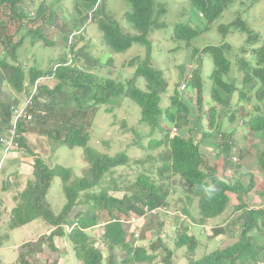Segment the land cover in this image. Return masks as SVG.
<instances>
[{
    "label": "trees",
    "instance_id": "trees-1",
    "mask_svg": "<svg viewBox=\"0 0 264 264\" xmlns=\"http://www.w3.org/2000/svg\"><path fill=\"white\" fill-rule=\"evenodd\" d=\"M26 0H0V9L6 11L5 15L10 17V23L16 24L19 30L28 26L29 35L24 34L20 39H15L12 34L6 32L7 22L0 17V131L3 127L11 125L14 109L19 99L10 95L1 98L4 85L9 84L16 92L26 89L27 80L33 87L37 84L35 92L30 91L33 96L29 111L42 109L45 114L37 113L35 121L26 122L20 120L15 125L14 139L19 142L21 148L27 153L34 155L33 178L26 187L15 197L17 204L12 208L9 215L8 225L11 229L26 225L34 220L43 219L50 228L47 235L50 248L59 253L55 259L42 262L37 257V262H31L26 253H20L22 264H60L61 253L56 238H61L71 247L79 264H115L120 250L125 256V262L150 263L156 258L155 252L159 247L167 251V258H171L173 252L163 243L161 231L156 238L152 239L148 246L137 245L132 242L135 233H139V240H144L146 228L144 229L146 217H155L148 214L145 206L157 208L169 206L171 186L169 179L179 175L181 180L188 183V200L182 208V213L189 217L180 222V227L174 229L175 245L178 248L187 246L194 253L199 244L198 237L190 233L191 224L204 226L210 218H216L233 205V215L240 222L241 232L237 241L225 247L210 250L201 258H190L188 264H259L264 261V207H250L247 198L250 187H245L238 180L225 181L217 175V170L208 163L207 157L201 150V146L213 147L218 144L220 150L226 155L232 153L235 144L233 140H225L222 143L219 136H223L222 125L216 126L218 108L222 111H231L234 95L238 94L237 102L245 101L260 102L264 107V41L259 39V33L249 25L242 17V12L259 2L260 0H240L239 10L236 11L234 20L230 24L221 25L220 30L226 35L231 28L235 31H246L242 53L235 52L233 46L226 36L225 42L221 44H210L203 49L212 55L214 70L211 74L213 86L211 94L214 105L210 108L209 126L212 131L203 132L199 116L190 127L189 136L176 135L171 137L168 122L183 128L192 122L191 107L182 99L178 90L169 97V104L162 108V96L167 92L169 81L163 72L155 67L151 60V44L149 35L154 28L160 27L164 22L160 18L167 9L156 0H128L132 9L125 13V18L134 24L139 34L130 35L122 31L119 24L111 19L101 16H93V21H98L103 31L107 44L114 52L129 49L134 42L144 43L147 54L142 59L134 57L128 63L134 65L135 77L127 84L113 77H99L94 73L97 58L91 52L86 51V45L76 48L78 41L70 40L71 35H62L69 44L55 60L53 66L48 69H40L32 66L28 72L21 63V46L25 44V38L30 37L35 44L39 40L45 41L46 45H54L45 36V26L60 25L65 27L67 23L59 22L61 12L57 7L58 14L50 13L49 4L44 1L36 11H31L26 5ZM75 10L78 15L76 19L82 20L88 11L95 13L100 10L99 0H76ZM235 0H192L196 8L203 13L207 26L221 16L224 10ZM57 5V3H56ZM73 8L68 10L70 21L74 20ZM49 12V13H48ZM67 14V12H66ZM107 13L103 11V16ZM72 16V18H71ZM67 19V17H66ZM69 22V20H67ZM33 23V24H31ZM35 24V25H34ZM199 34V30L188 22H178L175 26L173 37L178 40L190 41ZM82 41V39H81ZM261 42L260 44H256ZM76 48V49H75ZM198 50L195 49L196 53ZM249 52L246 56L244 53ZM235 59L238 68L236 73L230 76L231 63ZM143 76L146 80V89L136 83V77ZM54 83H50V80ZM187 87L196 91V103L202 112L204 101V85L202 75L195 69L192 76L181 81ZM253 91V92H252ZM253 93V94H252ZM129 97L141 107L142 123L147 124L154 136L157 131L162 133L161 139H151L147 148L164 145L157 160V175L150 171H141L132 184L136 188L131 194L125 192L122 197L112 195L110 189L120 190L116 179L113 185L104 184L107 174L113 172L120 166L129 164L131 158L126 151L114 155L101 153L89 146L91 139V127L101 105L109 103L107 110L119 107L122 100ZM238 104V103H237ZM240 104V105H241ZM239 105V106H240ZM240 106L239 111H245ZM256 107L260 109L259 103ZM239 112V113H240ZM241 114V113H240ZM235 120L236 113L229 117ZM243 121L244 126L249 124L252 131H264V112L260 110ZM205 133L199 141L193 135V131ZM194 131V132H195ZM35 134L40 141L51 140L54 148L59 145L83 146L84 156L88 166L83 170L81 176H74L73 169L61 164L50 166L41 155L26 143L27 135ZM208 134H216V142L210 144L205 139ZM224 138V137H223ZM219 140V141H218ZM1 144V143H0ZM208 144V145H207ZM231 149V150H230ZM225 155V156H226ZM137 164L144 163L143 160H135ZM233 162L226 159L225 162ZM264 166V161L261 162ZM153 169V166H152ZM62 179L63 189L66 195V203L59 212H56L48 200V194L53 185L55 177ZM7 178V177H6ZM11 181L6 179L4 190L10 189ZM202 185H215L214 196L209 199L201 190ZM16 191V190H15ZM93 191V192H92ZM231 194L236 195V203L233 202ZM196 200L198 217L195 215L193 202ZM86 204L85 209L74 214L76 206ZM193 207V211H192ZM105 214V215H104ZM136 216L137 222H133L131 228H126L122 220ZM233 219L215 225L212 229L211 239L228 233ZM163 222L160 221V226ZM98 226H102L98 228ZM179 227V228H178ZM98 228V229H96ZM94 232V233H93ZM96 232V233H95ZM104 249V250H102ZM155 251V252H154ZM109 254V257L105 254ZM61 255V256H60ZM105 256V257H104ZM66 264V263H63Z\"/></svg>",
    "mask_w": 264,
    "mask_h": 264
},
{
    "label": "rangeland",
    "instance_id": "rangeland-1",
    "mask_svg": "<svg viewBox=\"0 0 264 264\" xmlns=\"http://www.w3.org/2000/svg\"><path fill=\"white\" fill-rule=\"evenodd\" d=\"M52 2L49 4L50 13L52 15L58 14L57 7H60L61 12L60 20L67 23L63 28L60 25H47L45 26V36L49 38L54 45H46L45 41L39 40L35 44H30L32 42L30 37L25 38V44L21 46L20 60L26 71L36 65L40 69H48L54 65L52 62L62 54L65 50L69 49V44L67 40H62V35H71L70 40L73 42L84 38V41L79 40L76 48L86 45V51L91 52L97 58V64L95 65V73L104 77H113L117 80L122 81L127 84L128 81L135 77V66L129 64L128 62L134 57L142 59L147 54V47L144 43L134 42L133 45L124 51L114 52L111 47L107 44L103 31L100 29L97 22L93 21V16H101L106 19H111L116 21L121 27L122 31L130 34H139L138 29L133 23L129 22L125 18V13L132 9V5L128 0H101L100 10L95 13L85 12V16L82 20L76 19L75 15H78L75 10L76 0H26V5L31 11H36L42 2ZM162 3L167 11L160 18V21L164 22L160 27H156L149 35V40L151 44V54H152V64L160 69L164 76L169 81V86L167 92L162 96V108L169 104V97L174 94L175 90H178L182 99H184L191 107V119L192 122L183 128H180V133L185 136H189L190 127H193V121H195L199 116L201 119V128L203 132L212 131L213 128L209 126L210 121V108L214 105L213 97L211 94L213 80L211 74L214 70V61L212 55L203 51L207 45L210 44H221L228 40L233 46V50L238 53H242L241 49L244 46L245 39L247 38L246 31H235L231 28V31L226 33V35L220 30V25L230 24L234 18L236 11L239 10V1L235 0L228 9L224 10L220 17L213 21L207 26V21L204 16L199 12V10L193 5L192 0H156ZM57 3V5H56ZM73 8L74 20L70 21V14L68 10ZM103 11L107 13V16H103ZM67 12V14H66ZM7 13L0 9V17H4L7 25L5 27L8 34H12L15 39H20L21 36L27 34L28 26L17 29L18 22L15 20L16 24L10 23V17L5 15ZM49 13V12H48ZM67 17V19H66ZM243 19L259 33V39L261 42L264 41V0H260L246 11L242 12ZM72 18V16H71ZM69 20V22L67 21ZM178 22H188L193 27L199 30V34L195 36L190 41L178 40L173 37V32L175 26ZM33 24V23H31ZM35 25V24H34ZM226 36V39L224 38ZM258 42L256 44H260ZM75 48V49H76ZM198 51L195 53L194 50ZM246 56L249 52L244 53ZM238 65L235 59L231 63V68L229 71L230 76H232L235 71H237ZM197 69L202 75L203 85H204V103L202 112L198 109L196 103V91L192 87H187L180 91L179 87L182 86V80L184 78L191 77L193 71ZM55 80V79H54ZM54 80H50V83H54ZM136 83L143 89H146V80L143 76L136 77ZM34 87L29 84L27 80L26 89L22 92H16L9 84L4 85L2 90L1 98L5 95L13 96L19 99V103L28 100L29 93ZM253 92V91H252ZM253 94V93H252ZM122 100V104L119 107H113L108 112V108L112 105L105 103L101 105V109L97 112L96 118L94 119L93 126L91 127V139L89 141V146L98 150L101 153H107L114 155L118 152L126 151L131 158V162L126 165L118 167L113 174H107L105 177L104 184L113 185V180L116 179L120 190L110 189L112 195L122 197L125 192L131 194L136 188L132 184L137 179V176L141 171H150L155 176L157 175L156 166L160 163L157 160L160 158L159 153L165 148L164 145L158 147L147 148L150 140L155 137L156 139H161L163 136L160 131H157L154 136L150 135L151 128L140 121L141 118V107L134 102L129 97H125ZM238 94L236 93L233 98V106L230 112L229 110L222 111V107L216 104L218 108L216 116V126L218 124L222 125V134L219 136V140L227 138V131L233 130L237 137L243 140L245 143L249 144L252 141L253 133L249 134L250 126H244L247 120L254 114L263 111V104L261 106L260 102H256L255 99L250 101H245L242 104L237 102ZM238 103V104H237ZM259 103L260 109L256 107ZM244 106L242 109L245 111L240 112L239 108L241 105ZM240 105V106H239ZM235 112V120H231L229 117ZM241 114H240V113ZM245 121V124H243ZM175 125L168 122V127H173ZM195 131V129H194ZM192 132L195 138L199 141L205 133ZM214 131V130H213ZM264 132V131H262ZM224 137V138H223ZM153 138V139H155ZM216 134H208L205 141L213 144L216 142ZM243 141H241L240 146L243 147ZM26 143L29 147L35 150L37 155H41L50 166L61 164L65 167L73 169L74 176H81L83 170L88 166V162L84 156L83 146H68L59 145L54 148L53 142L49 139L40 141L36 138L35 134H30L29 138L26 136ZM205 144V143H204ZM203 144V145H204ZM202 147L204 154H211L209 148L205 149ZM22 152H26L25 148H20ZM243 153V151H242ZM25 154V153H24ZM27 154V152H26ZM205 155V154H204ZM248 155L243 156L245 158ZM24 156V155H23ZM30 159H34V155H29ZM212 159V157H210ZM257 159V158H255ZM2 160V165L0 169V264H22L20 253H26L28 259L31 262H37V257L42 262H49L52 259H59V253L52 250L48 244L47 235L50 233V228L43 219L34 220L26 225L11 229L8 225L9 215L12 210V206L17 204V200L13 202V192L10 189L4 190L6 179L10 181L15 180V197L16 195L26 187L29 179V175L24 173V171L19 170L18 161L10 159L8 156L4 157V152H0V161ZM135 160H143L144 163L137 164ZM257 161V160H256ZM217 164L216 162H214ZM153 166V169H152ZM18 169V171H17ZM23 170V169H22ZM22 172V174L20 173ZM30 174V176H32ZM7 177V178H6ZM33 177V176H32ZM17 178V179H16ZM245 183H248L249 178H245ZM12 184V182H11ZM169 184L171 186L170 196L168 202L170 203L169 212L167 215L161 213L160 216L146 217L144 229L145 238L144 240H136L133 237L131 240L134 244L148 246L152 239L156 238L157 233L161 231L163 237V243H165L169 249L173 252L171 258H167V251L163 247H159L158 251H154L156 258L150 263L142 264H188L191 257L198 259L204 254L210 252V250L216 249L218 247H225L231 243L237 241L239 234L241 232L240 222L233 215V205L222 215L208 219L204 226H199L191 224L190 233L195 234L199 239V244L196 247L194 253H191L187 246L178 248L175 245L174 237L176 233L174 232V226L180 223L181 219L178 216L182 213V208L186 205L188 200V183L181 180L179 175H175L169 179ZM12 186V185H10ZM10 190V191H9ZM48 200L51 203L52 208L59 212L63 205L66 203V195L63 189L62 179L60 176L55 177L53 185L49 191ZM93 192V191H92ZM235 197V198H234ZM233 200L236 201V196L233 195ZM196 200L193 202L192 211L198 217V211L196 207ZM233 203V202H232ZM86 204H81L75 207L74 214L81 209H85ZM105 215V214H104ZM187 222H191L189 217H185ZM233 219L231 222V228L228 233L222 234L214 239H211L212 229L215 225L225 222L226 220ZM160 221L163 222V227L160 226ZM183 222V221H182ZM102 227V226H101ZM98 226V228H101ZM128 228V226H126ZM96 228V229H98ZM94 233V232H93ZM96 233V232H95ZM59 251L61 253L60 264H79L75 263L76 258H74V253L71 247H69L65 241L61 238H56ZM104 250V249H102ZM118 257L115 264H136L134 262H125V256L118 249ZM109 257V254L105 256ZM104 256V257H105ZM75 259V262H74ZM141 264V263H137Z\"/></svg>",
    "mask_w": 264,
    "mask_h": 264
},
{
    "label": "crops",
    "instance_id": "crops-1",
    "mask_svg": "<svg viewBox=\"0 0 264 264\" xmlns=\"http://www.w3.org/2000/svg\"><path fill=\"white\" fill-rule=\"evenodd\" d=\"M249 134H252L253 138L251 140L252 142L247 144L243 141L245 140L244 136L243 138L240 139L239 137H237V134H235L233 130L227 131L226 139L227 140L231 139L234 141L235 144L234 148L236 147L237 153L235 151L233 152L234 149L233 148L232 153H228V155H226L227 153H225L224 150H220V148H218V144L214 145L213 147L203 145V148L205 149L209 148L211 152V154H208L205 153L204 151L205 154L204 157L205 158L207 157L208 163L214 166V168L217 170V175L222 179H224L225 181L238 180L239 182H241L243 186L251 188L247 198V200H249L248 203L250 207H262L264 206V166L261 162L264 161V132L252 131L250 129ZM226 139L220 141L224 143ZM241 141L244 142L243 146L245 150L243 149L242 146H240ZM201 150H203L202 147ZM247 153L248 155L245 158H243V156L246 155ZM232 155H239L240 162L238 163L231 161L229 163L227 161L225 162V157L226 159L229 160L231 159ZM29 157L30 156H21L20 151L18 150L12 151L9 154L10 159L12 160L19 159L20 162L18 166L19 170L24 171V173H27L29 175V179H31L33 178L32 177L33 175L30 176V174L33 173L32 164L34 159H30ZM210 157H212V159ZM214 162H216L217 164H215ZM20 174H22V172ZM245 178H249L248 183H245L246 181ZM11 182H12V186H10V190L14 194L13 195V202H14L16 201L15 199L16 183L15 180H12ZM233 195L234 194H231L232 198ZM236 202L237 201L233 200V203ZM14 206L15 204L12 206V208Z\"/></svg>",
    "mask_w": 264,
    "mask_h": 264
},
{
    "label": "clouds",
    "instance_id": "clouds-1",
    "mask_svg": "<svg viewBox=\"0 0 264 264\" xmlns=\"http://www.w3.org/2000/svg\"><path fill=\"white\" fill-rule=\"evenodd\" d=\"M101 0H99V2H100ZM196 7V6H195ZM200 12V11H199ZM201 14H202V16H204L203 15V13L202 12H200ZM97 23H98V21H96ZM222 25H225V24H222ZM192 26V25H191ZM221 26V25H220ZM195 28V27H194ZM72 35V34H71ZM81 40V39H80ZM85 39L84 38H82V41H84ZM70 44H71V41L69 42ZM95 73V72H94ZM96 75H97V79H98V76L99 77H104V76H100V75H98V72H96L95 73ZM192 76V75H191ZM183 85H185V87L184 88H182V86ZM182 86L181 87H179V89H180V91H182V90H184L185 88H186V84L185 83H182ZM34 87V89L32 90L33 92H35V90H36V87H37V84L36 85H34L33 86ZM32 98H33V96H31V95H29V97H28V100H26V101H23V102H20V103H18L17 104V106L15 105V106H13V109H14V115H13V119H12V122H11V125H9V126H5V127H3V130L2 131H0V152H1V150L4 152V157L6 158L7 156L9 157V154L12 152V151H20V155L21 156H29L30 154L29 153H27L26 154V152H22L21 150H20V148H21V146H20V144H19V142L18 141H16L15 139H14V132H15V128H13V127H15V125L17 126V122L18 121H20V120H24V121H26V122H29V121H32V120H34L35 121V115L37 114V113H41V114H45V111L44 110H42V109H36L35 111H33V112H31V111H29L30 109H29V106L31 105V103H32ZM19 111H22L24 114L23 115H21V116H19V117H17V114H18V112ZM37 112V113H36ZM28 116H30V117H28ZM237 116V115H236ZM176 126V125H175ZM175 126H173V127H175ZM173 127H170V135H171V129L173 128ZM177 127V126H176ZM178 129H180V128H178ZM259 132H262V131H259ZM182 133H180V131H179V133L177 134V135H181ZM182 135H184V134H182ZM29 136L30 135H27V137L29 138ZM176 136V135H175ZM185 136V135H184ZM1 137H5V138H13V143H12V145L11 146H9L7 143H5L4 141H2L1 140ZM26 137V136H25ZM172 137V136H171ZM174 137V136H173ZM23 149V148H22ZM33 150H34V148H32ZM237 149H236V147L233 149V152L235 151L236 153H237V151H236ZM27 151V150H26ZM35 151V150H34ZM25 153V154H24ZM234 156H237L238 157V160H234L233 159V157ZM231 159L233 160V162H240V158H239V155H232V157H231ZM18 161V162H17ZM16 162L18 163V166H19V159H16ZM1 165H2V160L0 161V169H1ZM33 165V164H32ZM201 190L204 192V194L206 195V197L207 198H209V199H211L213 196H214V194H215V191H216V188H215V185H202L201 186ZM262 207H264V206H262ZM256 208H259V207H256ZM144 209L146 210V212H148V214H151V215H153V216H160L161 215V213H163L164 215L166 214L167 215V213L169 212V207L168 206H160V207H157V208H151L150 209V207L149 206H145L144 207ZM154 209H156L157 210V213H152L151 211L152 210H154ZM181 215H179L178 216V219H181L180 220V222H182V221H185L186 220V218L185 217H188L187 215H185L184 213H180ZM132 218H135V220L134 221H131V219ZM137 220H138V218L136 217V216H133V217H131L130 219H124V220H122L123 221V223L125 224V226H128L129 228H131L133 225V222H137ZM177 226H179L180 227V223L178 224V225H175L174 226V229H176V227ZM178 227V228H179ZM127 228V227H126ZM137 234H138V236H137ZM135 238H136V240H139V233L137 232V233H135V236H134ZM259 264H264V261H262V262H260Z\"/></svg>",
    "mask_w": 264,
    "mask_h": 264
},
{
    "label": "built area",
    "instance_id": "built-area-1",
    "mask_svg": "<svg viewBox=\"0 0 264 264\" xmlns=\"http://www.w3.org/2000/svg\"><path fill=\"white\" fill-rule=\"evenodd\" d=\"M185 87V85H183L182 86V88H184ZM24 113L22 112V111H19L18 112V114H17V117H19V116H21V115H23ZM28 117H30V116H28ZM179 133V129H178V127H173L172 129H171V136L173 137V136H175V135H177ZM1 140L2 141H4L5 143H7L9 146H11L12 145V143H13V138H5V137H1ZM233 159L234 160H238V157L237 156H234L233 157ZM152 213H157V210L156 209H154V210H152L151 211ZM135 220V218H132L131 219V221H134ZM137 236H138V234H137Z\"/></svg>",
    "mask_w": 264,
    "mask_h": 264
}]
</instances>
